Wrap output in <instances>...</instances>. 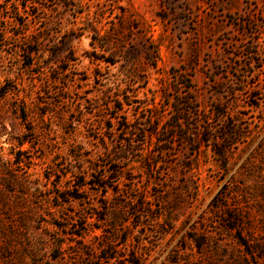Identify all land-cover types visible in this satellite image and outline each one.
<instances>
[{"label":"rangeland","instance_id":"rangeland-1","mask_svg":"<svg viewBox=\"0 0 264 264\" xmlns=\"http://www.w3.org/2000/svg\"><path fill=\"white\" fill-rule=\"evenodd\" d=\"M138 258L264 264V0H0V264Z\"/></svg>","mask_w":264,"mask_h":264},{"label":"trees","instance_id":"trees-1","mask_svg":"<svg viewBox=\"0 0 264 264\" xmlns=\"http://www.w3.org/2000/svg\"><path fill=\"white\" fill-rule=\"evenodd\" d=\"M194 111V116L195 119L197 120H201L203 123L201 126H196L195 131L198 130V128H200V133L202 134V139L209 141L208 137H207V125H210V123L213 122L214 119H224L226 117L225 113L221 110V108L218 107H212L208 112L203 113L198 111L196 108L193 110ZM196 121V120H195ZM222 132L224 133V138L221 141H227V143H229L227 148H224L223 150H218V152H216V149L214 148V146H211L212 149V154L214 157H218L219 159L222 160V162L224 163V161H226L228 159V151L232 148L233 145H235L236 143H241L242 139H244L243 134H241V132L237 129H233V128H228L225 129L223 128ZM218 135L221 134L220 130L219 132H217ZM218 135H216V143H218ZM197 137V135L195 136ZM197 141L196 138H193L191 140V143L194 144ZM226 149V150H225ZM163 151V150H162ZM128 151L125 150H119L118 152H116L115 154H113V156L110 159L111 163H124L126 162V158L124 157V155H126ZM123 161V162H122ZM128 163V162H126ZM97 168L95 167V165L93 166V168L90 169L91 172L96 173L97 172ZM117 174V179L122 178V172L118 171V170H110L109 174H105L100 176V178H97L96 181L97 182H92L90 183V186H94V187H100V190L103 189H109L108 186L104 183L103 181H106L108 179V177L112 174ZM214 201V199H213ZM212 201V202H213ZM133 206L135 205L136 207H140L142 206L143 208H146L148 211L147 212H152V208H150L152 206V204L150 203V201L147 200V198L145 196L141 197V200H134L133 202ZM222 206V203H220ZM220 204H217L213 207V210H217L218 208H220ZM133 211H136V209H133ZM117 219L119 216H116ZM156 218V217H155ZM157 219V218H156ZM227 223H229L230 221H232L233 224L231 225H227L225 228L230 230V231H235L238 232L236 238H237V244L241 247H243V249L245 250L246 253H251L252 249L251 246H249V242L245 239V237L241 234V231L243 228H245L246 230L248 229L249 231H251L250 228V224H248L247 221V217H245V214L241 211H237L236 212V218H231V216H228V218H226ZM101 230V228H99ZM191 231H193L192 233L187 234V239L193 244L194 249L197 251V253H201L202 250L204 249V247L207 245L208 241V236H204L205 234H203L204 232L202 230L196 229V228H192ZM201 231V232H200ZM101 237V236H99ZM248 237V236H247ZM251 237V234H250ZM124 240H126V235L124 236ZM135 256H140V254H136L137 252H134ZM130 264H141L140 262V258H138V261L136 260H132L131 262H129Z\"/></svg>","mask_w":264,"mask_h":264}]
</instances>
